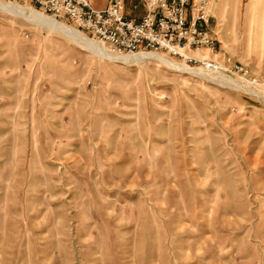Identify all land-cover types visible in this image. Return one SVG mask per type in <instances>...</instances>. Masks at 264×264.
<instances>
[{
	"label": "rangeland",
	"instance_id": "1",
	"mask_svg": "<svg viewBox=\"0 0 264 264\" xmlns=\"http://www.w3.org/2000/svg\"><path fill=\"white\" fill-rule=\"evenodd\" d=\"M260 20L213 0L216 54L186 55L221 68L191 74L0 11V264H264Z\"/></svg>",
	"mask_w": 264,
	"mask_h": 264
},
{
	"label": "built area",
	"instance_id": "2",
	"mask_svg": "<svg viewBox=\"0 0 264 264\" xmlns=\"http://www.w3.org/2000/svg\"><path fill=\"white\" fill-rule=\"evenodd\" d=\"M1 1L30 4L66 21L113 54L154 52L189 64L221 68L213 60L186 55L204 49L216 54L217 39L208 28L213 0H140L144 8L140 16L126 13V0H109L103 9L96 8L92 0Z\"/></svg>",
	"mask_w": 264,
	"mask_h": 264
},
{
	"label": "bare ground",
	"instance_id": "3",
	"mask_svg": "<svg viewBox=\"0 0 264 264\" xmlns=\"http://www.w3.org/2000/svg\"><path fill=\"white\" fill-rule=\"evenodd\" d=\"M5 3L6 2L4 3H2V1L0 2V11L13 15V16H21L29 21H33L37 23L38 25H42L48 28L50 31L56 33L57 35H60L67 40H70L74 43L79 44L84 50L97 51L98 49H101L103 47L99 43L85 38L80 32L75 31L74 29L66 26L65 24L57 22L56 19L54 20V18H52L51 16L50 17L44 16L30 7L12 6V5H8ZM10 4L20 5L19 3H10ZM117 55H120V54H117ZM122 55H134V56H126V57L122 56L121 57V56H116L110 53L104 54V56L108 60L115 62V63H121L124 65H128L132 62L146 58V59H155L160 62H164V64L167 67L178 70V71L181 70V71L188 72L191 74L192 73L194 74L202 73V68H189L186 65L175 63L173 61H176V60L174 58L167 56L166 54L154 53V52H147V53L142 52V53H136V54H122Z\"/></svg>",
	"mask_w": 264,
	"mask_h": 264
},
{
	"label": "crops",
	"instance_id": "4",
	"mask_svg": "<svg viewBox=\"0 0 264 264\" xmlns=\"http://www.w3.org/2000/svg\"><path fill=\"white\" fill-rule=\"evenodd\" d=\"M253 1H255V0H253ZM137 3L139 4V5H141V3H140V0H138L137 1ZM137 5V4H136ZM253 5V4H252ZM252 5H250L251 7H252ZM225 6H226V4H225ZM98 9H103V8H98ZM143 11H144V9H143ZM143 13V12H142ZM138 15H141V13L140 14H138ZM262 18V17H261ZM261 21V20H260ZM260 27L261 28H263L264 27V23L261 21V23H260ZM253 35V37H254V39H257L256 40V42H254L257 46H258V51H257V53H259V56L260 57H264V38H263V36L262 37H257V36H255V33L254 34H252L251 33V36ZM261 35V34H260ZM251 40V39H250ZM252 41V40H251ZM251 41H249L248 43L249 44H251L252 42ZM254 44V45H255Z\"/></svg>",
	"mask_w": 264,
	"mask_h": 264
}]
</instances>
